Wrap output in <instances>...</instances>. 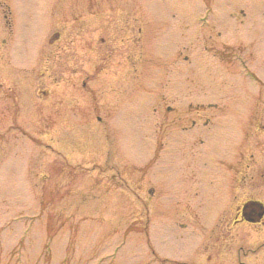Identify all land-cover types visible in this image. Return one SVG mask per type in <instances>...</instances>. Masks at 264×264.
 I'll return each instance as SVG.
<instances>
[{"label":"rangeland","instance_id":"obj_1","mask_svg":"<svg viewBox=\"0 0 264 264\" xmlns=\"http://www.w3.org/2000/svg\"><path fill=\"white\" fill-rule=\"evenodd\" d=\"M210 4L0 0V264H206L264 191V0Z\"/></svg>","mask_w":264,"mask_h":264},{"label":"flooded vegetation","instance_id":"obj_2","mask_svg":"<svg viewBox=\"0 0 264 264\" xmlns=\"http://www.w3.org/2000/svg\"><path fill=\"white\" fill-rule=\"evenodd\" d=\"M202 3H204L207 6H211L210 4L211 0H202ZM239 7H240V12L244 14L245 11L243 10V8L241 6ZM4 25H6L7 27L10 26V19L6 13H2L0 16V60L2 58V51H3L4 44H6L9 41V36L5 37L4 35V31H3ZM9 30L12 32L13 31L12 27H10ZM10 31L8 34H10ZM54 39H59L58 33L52 36L51 40L54 41ZM2 72H3V66L0 62V102H2L3 104V98H4L5 91H3V80L4 79H3ZM10 91L13 97L14 92L12 89H10ZM7 96L10 97L9 95ZM0 108H1V104H0ZM191 122H192L191 126L195 127L196 125L195 120L192 119ZM198 127H203L206 129L209 128L208 119L206 118L204 122ZM191 130H195V129H191ZM256 130L260 131V128L258 129L256 128ZM262 131H264V127L262 128ZM199 140H201L200 136H199ZM218 223L215 222L214 225L211 226V227H215V224H216V227L218 229L216 231L209 230V232L211 233H209V235L205 238V240L207 239V243L205 244V250H204L205 262L206 264H227V263L232 264L235 262V260L231 262L226 261V260L217 262L218 258L212 257V253H215L217 256H220L223 254L222 248L224 246L226 245L229 246L231 244H236V245L242 244L243 243L242 240L245 237L244 235H250L251 233H258L263 230L264 228V191H261L255 194L251 193L247 197H242L240 199V202L237 203L233 207V209L231 210V213L228 216L225 215L224 217H222L221 220L218 219ZM212 233L214 234L212 235ZM236 235L238 236V239L241 243L237 241ZM260 243L262 246H264L263 239L260 241ZM238 250H242L241 254L238 253V251H236L238 264H246L241 258L243 256L246 257L250 253V251H248L247 249H244L243 245H238ZM251 250L253 251L254 249H251ZM249 259L250 261L251 259H253L254 264H264V254H263L262 259H260L256 255H254L253 257H249ZM258 260L259 261L263 260V261L260 263L258 262Z\"/></svg>","mask_w":264,"mask_h":264}]
</instances>
